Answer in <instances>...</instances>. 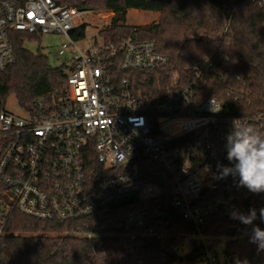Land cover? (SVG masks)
Segmentation results:
<instances>
[{
  "label": "built area",
  "instance_id": "2783aa9c",
  "mask_svg": "<svg viewBox=\"0 0 264 264\" xmlns=\"http://www.w3.org/2000/svg\"><path fill=\"white\" fill-rule=\"evenodd\" d=\"M88 11L60 0H0V70L15 60V32L67 38L56 50L65 87L50 103L16 114L0 102V133L11 136L0 156L1 209L56 222L102 213L111 229L73 232L89 241H165L176 215L192 228L186 253L195 248L199 264H225L217 235L239 209L242 187L238 176L219 178L217 165L231 166L233 122L247 126L260 115H224L213 95L198 101L211 59L181 73L135 27L80 45L69 32Z\"/></svg>",
  "mask_w": 264,
  "mask_h": 264
},
{
  "label": "trees",
  "instance_id": "16d2710c",
  "mask_svg": "<svg viewBox=\"0 0 264 264\" xmlns=\"http://www.w3.org/2000/svg\"><path fill=\"white\" fill-rule=\"evenodd\" d=\"M60 3L112 12L109 26L99 34L118 40L135 27L142 38L153 40L157 51L167 55L181 73L192 62L209 57L212 66L199 83L198 101L213 95L221 101L224 115L258 114L264 120V4L259 0H60ZM129 9L159 12L160 16L156 22L128 26L125 20ZM85 32L83 23L69 34L80 40ZM37 36L22 31L12 34L15 60L0 70L1 103L14 94L19 107L31 111L37 101L50 103L53 91L64 89L62 67L51 66L46 55L25 47L26 41ZM260 120L248 125L264 133V121L260 126ZM10 140L9 134L0 133V156ZM241 191L238 211L247 214L255 208L257 219L253 223L264 229L259 215L264 208V193H252L246 187ZM173 218V235L165 241H124L114 237L89 241L73 232L100 225L111 229L102 213L56 222L27 216L15 208L5 213L0 207V264H199L195 248L183 255L174 253L192 228L180 217ZM223 225L224 229L219 230L223 234L237 230L222 248L225 264H264V250H258L250 242L251 225L231 217Z\"/></svg>",
  "mask_w": 264,
  "mask_h": 264
},
{
  "label": "clouds",
  "instance_id": "9594fccd",
  "mask_svg": "<svg viewBox=\"0 0 264 264\" xmlns=\"http://www.w3.org/2000/svg\"><path fill=\"white\" fill-rule=\"evenodd\" d=\"M225 147L231 166L218 164L219 178L238 176L239 186L246 187L252 193H264V133L251 125H237L234 121L226 136ZM205 168L210 170V166L206 165ZM259 215L264 221V208L259 210ZM230 216L244 225H251L250 242L256 244L259 250H264V229L253 223L257 219V210L252 208L247 214L234 210Z\"/></svg>",
  "mask_w": 264,
  "mask_h": 264
},
{
  "label": "rangeland",
  "instance_id": "374dc122",
  "mask_svg": "<svg viewBox=\"0 0 264 264\" xmlns=\"http://www.w3.org/2000/svg\"><path fill=\"white\" fill-rule=\"evenodd\" d=\"M89 10V9H88ZM154 14V15H153ZM113 13L103 9L99 10H89L84 15V23L86 24L85 37L79 40L80 45L91 44L94 41H100L102 35L99 34L100 30L109 26L111 22V17ZM160 13L150 10H139V9H129L126 14L125 24L128 26L139 25L143 23L156 22L159 19ZM67 38L60 33H47L43 35H38L31 41L25 42V47L33 53L40 52L47 56L48 62L51 66H60V62L56 58V50L61 42L66 41ZM5 107L11 112L16 114H22V108L19 107L14 94H10L5 102ZM23 233L22 235H25ZM218 240L216 242V247L219 251L220 258L222 260V251H220L225 242L230 238V235L222 234L217 235ZM190 237L186 236L182 242L180 249L176 251L178 255L186 253L190 250Z\"/></svg>",
  "mask_w": 264,
  "mask_h": 264
},
{
  "label": "water",
  "instance_id": "95a60500",
  "mask_svg": "<svg viewBox=\"0 0 264 264\" xmlns=\"http://www.w3.org/2000/svg\"><path fill=\"white\" fill-rule=\"evenodd\" d=\"M157 180L160 181V178L158 177ZM236 232H237L236 229H232V230H230V231L228 232V234H229L230 236H232V235H235Z\"/></svg>",
  "mask_w": 264,
  "mask_h": 264
},
{
  "label": "crops",
  "instance_id": "0c3cea01",
  "mask_svg": "<svg viewBox=\"0 0 264 264\" xmlns=\"http://www.w3.org/2000/svg\"><path fill=\"white\" fill-rule=\"evenodd\" d=\"M154 15V14H153ZM143 24H146V22L145 23H143Z\"/></svg>",
  "mask_w": 264,
  "mask_h": 264
}]
</instances>
